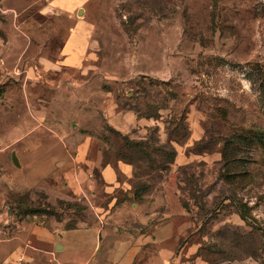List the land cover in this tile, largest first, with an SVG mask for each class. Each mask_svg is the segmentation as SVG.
I'll use <instances>...</instances> for the list:
<instances>
[{
  "label": "rangeland",
  "instance_id": "rangeland-1",
  "mask_svg": "<svg viewBox=\"0 0 264 264\" xmlns=\"http://www.w3.org/2000/svg\"><path fill=\"white\" fill-rule=\"evenodd\" d=\"M167 220L133 264H264V0H0V264L119 262Z\"/></svg>",
  "mask_w": 264,
  "mask_h": 264
},
{
  "label": "crops",
  "instance_id": "crops-1",
  "mask_svg": "<svg viewBox=\"0 0 264 264\" xmlns=\"http://www.w3.org/2000/svg\"><path fill=\"white\" fill-rule=\"evenodd\" d=\"M84 49V39L82 38V34L80 32L71 33L63 46V50L65 52H71L73 55L70 56L68 53H66L65 59L67 64L70 65L74 55L77 56V52L83 51ZM106 171L108 178H111L110 180H112L111 170L106 169ZM153 228V234L149 235L146 233L147 235H139L137 239L132 241L134 244L128 247V249L122 255H118V257L111 256V258H120L121 261H113L109 264H133L134 259H136L140 253H142L141 244L155 245L157 243L169 241L171 237H174V227L170 220L154 224ZM180 236V232H178L174 238L179 239ZM153 253L154 254H151V252L148 251L149 257L147 259H143L142 264H175L173 262L175 253L171 249L162 248L159 251H153ZM158 260H160V262Z\"/></svg>",
  "mask_w": 264,
  "mask_h": 264
},
{
  "label": "water",
  "instance_id": "water-1",
  "mask_svg": "<svg viewBox=\"0 0 264 264\" xmlns=\"http://www.w3.org/2000/svg\"><path fill=\"white\" fill-rule=\"evenodd\" d=\"M79 12H81V9L79 10ZM11 160H12V162H13L15 165H17V166L19 165L15 153H12V155H11ZM60 247H61L60 245H57V246H56V248H60Z\"/></svg>",
  "mask_w": 264,
  "mask_h": 264
},
{
  "label": "built area",
  "instance_id": "built-area-1",
  "mask_svg": "<svg viewBox=\"0 0 264 264\" xmlns=\"http://www.w3.org/2000/svg\"><path fill=\"white\" fill-rule=\"evenodd\" d=\"M22 261V257H19L18 258V262L20 263Z\"/></svg>",
  "mask_w": 264,
  "mask_h": 264
},
{
  "label": "trees",
  "instance_id": "trees-1",
  "mask_svg": "<svg viewBox=\"0 0 264 264\" xmlns=\"http://www.w3.org/2000/svg\"><path fill=\"white\" fill-rule=\"evenodd\" d=\"M138 195V197H139V194H137Z\"/></svg>",
  "mask_w": 264,
  "mask_h": 264
}]
</instances>
